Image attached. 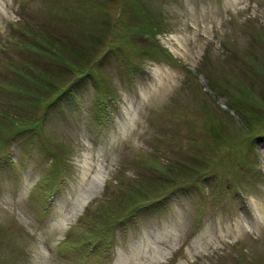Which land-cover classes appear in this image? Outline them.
Wrapping results in <instances>:
<instances>
[{
    "label": "rangeland",
    "instance_id": "obj_1",
    "mask_svg": "<svg viewBox=\"0 0 264 264\" xmlns=\"http://www.w3.org/2000/svg\"><path fill=\"white\" fill-rule=\"evenodd\" d=\"M5 156L0 264H264V0H0Z\"/></svg>",
    "mask_w": 264,
    "mask_h": 264
},
{
    "label": "trees",
    "instance_id": "obj_2",
    "mask_svg": "<svg viewBox=\"0 0 264 264\" xmlns=\"http://www.w3.org/2000/svg\"><path fill=\"white\" fill-rule=\"evenodd\" d=\"M44 38L46 39V38H49L48 37V35H44ZM51 39V40H50ZM50 39H48L51 43H57V40L55 39V38H50ZM253 108L254 107H249L248 106V108L247 107H243V108H241V110H240V112L238 113L239 115H241V113L243 112V114L245 115L244 116V118L246 119L249 115H252V116H254V110H253ZM5 165H1L0 166V168L2 169V170H4L5 169ZM143 206V205H142ZM143 209H145L144 207H138L137 208V210H143ZM140 212V211H139ZM137 214V213H136ZM132 216V215H131ZM131 216H128L127 217V219H125L124 221H121V222H125V221H128L130 218H133L135 215H133L132 217Z\"/></svg>",
    "mask_w": 264,
    "mask_h": 264
}]
</instances>
